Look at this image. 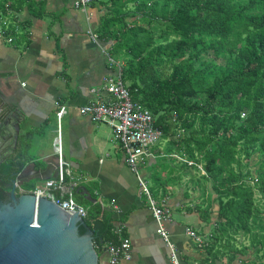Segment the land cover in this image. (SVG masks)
<instances>
[{
	"label": "trees",
	"instance_id": "16d2710c",
	"mask_svg": "<svg viewBox=\"0 0 264 264\" xmlns=\"http://www.w3.org/2000/svg\"><path fill=\"white\" fill-rule=\"evenodd\" d=\"M105 2L99 37L123 60L116 59L123 84L193 162L198 181L211 183L218 227L210 249L238 244L246 255L249 236L253 252L264 251V0ZM5 4L20 11L21 0H0V9ZM254 155L261 162L251 173L243 161ZM210 208L211 201L203 219ZM89 214L96 247L116 242L112 215L100 207Z\"/></svg>",
	"mask_w": 264,
	"mask_h": 264
},
{
	"label": "crops",
	"instance_id": "0c3cea01",
	"mask_svg": "<svg viewBox=\"0 0 264 264\" xmlns=\"http://www.w3.org/2000/svg\"><path fill=\"white\" fill-rule=\"evenodd\" d=\"M105 1L93 0L85 11L76 9L74 0H21L18 12L5 4L8 21L14 20L21 26L15 42L0 41V97L21 122L22 129L21 148L10 157L21 158L24 170L21 180H27L21 193L44 181L36 177L46 169L49 173L55 171V111L58 105L66 106L61 121L62 146L72 178L67 185L74 200L87 209V217L95 207H100L112 215V227L122 228V235L130 240L131 259L119 264H171L168 249L156 233L146 198L140 195L136 176L126 165L119 145L112 142L110 129L105 124L93 123L79 110L94 99L90 90L111 74L108 58L116 59L109 51L111 42L99 37L100 25L108 11ZM88 31L96 35V43ZM163 137L171 151L165 155L160 149H152L139 173L147 183V177L154 175L143 168L154 167L167 157L184 168L172 166L160 174L155 171L153 185L148 186L153 198L169 212L164 227L177 247L180 261L243 264L250 253L240 255L239 247L221 248L217 244L210 249V239L218 227V204L214 200L216 195L211 193V183L198 181L199 173L192 166L187 167L195 172L184 166L180 160L184 157L174 150L171 136ZM209 201L210 214L205 220L203 211ZM187 229L200 236L202 243L189 236ZM94 246L99 264H108L106 244L99 249L95 243Z\"/></svg>",
	"mask_w": 264,
	"mask_h": 264
},
{
	"label": "built area",
	"instance_id": "2783aa9c",
	"mask_svg": "<svg viewBox=\"0 0 264 264\" xmlns=\"http://www.w3.org/2000/svg\"><path fill=\"white\" fill-rule=\"evenodd\" d=\"M93 0H74L73 6L81 11H85ZM9 18L0 16V41L12 44L20 33V24L8 21ZM92 41L97 42V37L88 31ZM108 63L115 66V73L112 76H105L100 86L90 90L94 99H91L85 105L80 107V113L90 118L93 123L105 124L111 130L113 139L121 149L126 165L135 174L139 186L140 195L146 198L148 209L156 224V233L163 239L169 254L171 264H183L178 256V250L175 244L170 241L169 235L164 227V222L168 220L169 212L165 206L153 198L146 181L140 175V167L145 165L151 157V148L163 136L162 131L155 127L153 115L142 104L133 101L128 88L123 84L120 78L121 68L112 57L108 58ZM103 95L108 96L103 99ZM55 111L56 131L54 137V155L56 176L37 184L31 194L36 199L45 198L57 204L61 209L69 214H77L82 219L87 217V209L79 204L73 198L72 189L67 185L71 181V172L69 164L63 157L62 146V118L66 114V106L58 105ZM188 166L194 165L192 161L184 158L180 159ZM201 173L204 172L201 166H197ZM114 210L117 209L112 205ZM116 238V242L107 243L106 251L108 253V264H119L131 259L130 240L122 235V228L114 226L111 232ZM186 233L193 237L199 244L202 238L193 231Z\"/></svg>",
	"mask_w": 264,
	"mask_h": 264
},
{
	"label": "water",
	"instance_id": "95a60500",
	"mask_svg": "<svg viewBox=\"0 0 264 264\" xmlns=\"http://www.w3.org/2000/svg\"><path fill=\"white\" fill-rule=\"evenodd\" d=\"M14 116L0 97V163L14 170L6 176L10 182L9 203H0V264H99L94 235L84 219L48 199H36L31 191L16 195V188L27 180H21V160L9 159L21 148V122ZM10 140L12 145L3 149ZM5 172L0 174L4 176ZM49 172L46 169L36 179L56 176V169Z\"/></svg>",
	"mask_w": 264,
	"mask_h": 264
},
{
	"label": "rangeland",
	"instance_id": "374dc122",
	"mask_svg": "<svg viewBox=\"0 0 264 264\" xmlns=\"http://www.w3.org/2000/svg\"><path fill=\"white\" fill-rule=\"evenodd\" d=\"M133 6L132 5H128V8H132ZM146 26V25H145ZM6 43V42H4ZM115 58L119 61V62H123V60L121 59V57L119 55L115 56ZM114 59V58H113ZM116 59H114L116 62H118ZM121 65V64H120ZM110 69H111V74L107 75V76H112L114 73H115V66L113 68V66L110 65ZM108 127V126H107ZM109 128V127H108ZM110 129V128H109ZM111 131V130H110ZM176 139H179L180 136H176L175 137ZM111 139H112V142L114 144H117V142L113 139V135L111 133ZM112 145V144H111ZM110 146V145H109ZM154 149V150H157V149H160L161 152L165 155H168V153L171 151L169 149H167V141L165 140V138L163 137L162 139H160L154 146H152L151 150ZM261 162V158L260 157H257L256 155H254L248 162H246L245 160L243 161V163H247V167L250 169L251 173H253L259 166V163ZM178 161L172 159V158H162L161 160L157 161V165H155L154 167H151V166H146L143 168L144 171L148 170L149 173L153 174L154 176L156 175L155 171H157L159 174L163 172L164 170V173H166L168 170V167L171 168L172 166H175L177 169H184V168H180L182 166H178L177 165ZM142 167V166H141ZM186 168H189V167H186ZM141 169V168H140ZM191 171H194V169L192 168H189ZM189 170V171H190ZM169 171V170H168ZM154 176L152 177H147V183L149 186V188L151 187V185H153V178ZM199 176V175H198ZM256 197H259L258 195ZM247 239H244V245L247 246V252L250 253V257L251 259L253 260H258L260 261L262 264H264V251H260L259 253H254L253 252V247H251L250 245V242L251 240L249 239V236H246ZM237 238H241L243 239V237L241 235H239ZM238 240V239H237ZM263 242V241H262ZM256 243H258V240L256 241ZM256 243H254V247L258 246ZM242 244V243H240ZM242 244V245H243ZM229 245V244H228ZM237 247H239L238 244H236ZM221 247H224L226 248V246L222 245ZM229 247V246H228Z\"/></svg>",
	"mask_w": 264,
	"mask_h": 264
},
{
	"label": "flooded vegetation",
	"instance_id": "af4514ba",
	"mask_svg": "<svg viewBox=\"0 0 264 264\" xmlns=\"http://www.w3.org/2000/svg\"><path fill=\"white\" fill-rule=\"evenodd\" d=\"M14 134H15V129L13 128L12 129V136H14ZM11 142H13V141H11ZM9 144H8V146H9ZM11 145H12V143H11ZM9 159L12 160L13 158L9 156ZM0 160H2V159L0 158ZM8 168H9V166L7 167L6 165L0 163V171L6 170V172H5L6 174L4 176L0 174V194L2 196V197H0V203H9L7 193L10 190V187H9L10 182L6 180L7 179L6 176L8 175L9 172H13L14 170H11ZM12 179H13V177H12ZM19 194H21V187L16 188V195H19Z\"/></svg>",
	"mask_w": 264,
	"mask_h": 264
}]
</instances>
